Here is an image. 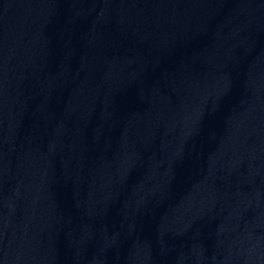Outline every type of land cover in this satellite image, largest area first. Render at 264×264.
Wrapping results in <instances>:
<instances>
[{"label":"water","instance_id":"1","mask_svg":"<svg viewBox=\"0 0 264 264\" xmlns=\"http://www.w3.org/2000/svg\"><path fill=\"white\" fill-rule=\"evenodd\" d=\"M0 264H264V0H0Z\"/></svg>","mask_w":264,"mask_h":264}]
</instances>
